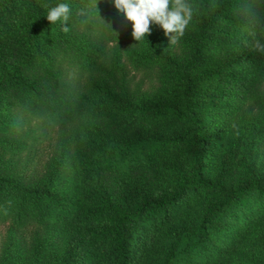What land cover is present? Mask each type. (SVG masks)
<instances>
[{
  "label": "trees",
  "instance_id": "1",
  "mask_svg": "<svg viewBox=\"0 0 264 264\" xmlns=\"http://www.w3.org/2000/svg\"><path fill=\"white\" fill-rule=\"evenodd\" d=\"M188 2L0 0V264H264V0Z\"/></svg>",
  "mask_w": 264,
  "mask_h": 264
},
{
  "label": "clouds",
  "instance_id": "2",
  "mask_svg": "<svg viewBox=\"0 0 264 264\" xmlns=\"http://www.w3.org/2000/svg\"><path fill=\"white\" fill-rule=\"evenodd\" d=\"M113 3L119 14H123L128 21L133 22L132 36L138 42L145 39L146 34L151 33L150 24H156L168 37V46L176 45L194 16L193 6L188 0H113ZM43 7L48 9L46 16L51 25L60 23L63 25L61 31L70 32L71 29L67 26L72 12L70 5L59 3L49 7L45 4ZM95 7L97 8V4ZM77 14L87 15L83 9L78 10ZM253 47L257 51L264 52V44L258 40L254 42Z\"/></svg>",
  "mask_w": 264,
  "mask_h": 264
}]
</instances>
